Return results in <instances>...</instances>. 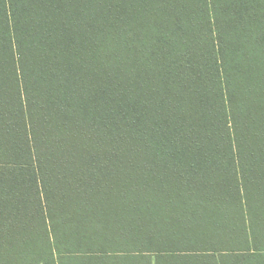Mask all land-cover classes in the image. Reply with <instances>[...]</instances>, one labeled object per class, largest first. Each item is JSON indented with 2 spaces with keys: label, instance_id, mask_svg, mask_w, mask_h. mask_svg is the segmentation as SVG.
Masks as SVG:
<instances>
[{
  "label": "trees",
  "instance_id": "obj_1",
  "mask_svg": "<svg viewBox=\"0 0 264 264\" xmlns=\"http://www.w3.org/2000/svg\"><path fill=\"white\" fill-rule=\"evenodd\" d=\"M0 261L264 264V0H0Z\"/></svg>",
  "mask_w": 264,
  "mask_h": 264
},
{
  "label": "crops",
  "instance_id": "obj_2",
  "mask_svg": "<svg viewBox=\"0 0 264 264\" xmlns=\"http://www.w3.org/2000/svg\"><path fill=\"white\" fill-rule=\"evenodd\" d=\"M0 264H36V263H25V262H14V261H0Z\"/></svg>",
  "mask_w": 264,
  "mask_h": 264
},
{
  "label": "rangeland",
  "instance_id": "obj_3",
  "mask_svg": "<svg viewBox=\"0 0 264 264\" xmlns=\"http://www.w3.org/2000/svg\"><path fill=\"white\" fill-rule=\"evenodd\" d=\"M33 169H34V171L36 172L35 167H33ZM38 188H39V190H40V186H39V184H38ZM54 259H55V257H54ZM54 263H56V259H55ZM45 264H53V263H45Z\"/></svg>",
  "mask_w": 264,
  "mask_h": 264
}]
</instances>
